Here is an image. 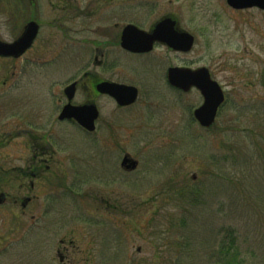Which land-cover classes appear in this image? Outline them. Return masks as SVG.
Here are the masks:
<instances>
[{
  "label": "rangeland",
  "instance_id": "1",
  "mask_svg": "<svg viewBox=\"0 0 264 264\" xmlns=\"http://www.w3.org/2000/svg\"><path fill=\"white\" fill-rule=\"evenodd\" d=\"M119 8L129 12L123 23L173 14L196 36L195 46L182 56L159 49L142 62L122 55L116 78L145 91L140 103L118 117L114 103L103 98L99 129L90 136L57 125L70 140L56 145L67 180L54 195V239L49 241L46 214L52 209L46 204L40 229L25 224L13 235L3 263L61 264L51 247H64L65 239L73 240V264H215L210 253L217 235L234 224L247 264H264V11L235 10L226 0H120ZM61 35L56 33L51 54L64 50ZM76 61L69 52L51 73L44 64L31 66L21 81L27 88L36 68L38 87L63 91L86 65ZM164 61L210 68L226 94L213 128L190 122L201 97L186 94L181 104L172 97L163 81ZM125 153L139 161L136 171L120 166L117 157ZM197 189L199 200L191 194ZM40 194L48 201V192ZM188 235L198 246H167L170 237Z\"/></svg>",
  "mask_w": 264,
  "mask_h": 264
},
{
  "label": "flooded vegetation",
  "instance_id": "2",
  "mask_svg": "<svg viewBox=\"0 0 264 264\" xmlns=\"http://www.w3.org/2000/svg\"><path fill=\"white\" fill-rule=\"evenodd\" d=\"M119 6L120 0H97L93 4L85 0H0V41L6 45L3 54H0V264L5 262L3 254L4 251L7 253L9 240L13 239V235L21 234L25 224L40 229L45 217L41 208L46 204H50L52 209V215L46 214V219H49V241L52 243L54 239V195L57 186L67 175L63 162L56 157V145L70 140L69 135L60 133L57 125L76 127L84 135L90 136L99 129L98 123L103 116L100 110L103 98L114 103L118 117L140 103L145 91H141L136 84L121 82L116 78L122 55L138 61L164 49L182 56L190 53L195 46L196 36L182 27L179 17L164 14L157 19L146 20L139 16L123 23L121 17H126L129 12H122ZM169 19L174 23L176 32H187L194 37L189 51L173 48L159 38H154L149 43L150 49L146 51H131L122 46L123 31L127 26L152 36L158 24ZM32 30L34 33L31 35ZM57 32L62 33L64 41L61 44L64 50L59 55L50 52V48L55 47ZM24 38L27 39L22 40ZM181 44H184L183 41H180ZM69 52H74L76 59L86 65H83L78 78L69 79L63 91H44L38 87L40 69L37 71L36 68L32 69V81L28 78L25 88V82L21 80L31 66L44 64L43 67L51 73L52 66ZM163 64L164 84L172 91V97L176 95L180 104L186 94L196 92L201 97L200 104L191 111L190 122L202 129L213 128L218 115L209 126L202 125L195 116L196 109L204 103L201 91L196 86L185 89L169 82V70L172 68L197 70L205 66L192 67L184 62L169 65L165 61ZM206 68L211 78L216 80L210 68ZM180 82L183 83V79ZM105 84L135 88V100L121 104L114 95L99 90L98 87ZM71 86L72 90L68 91L67 88ZM121 94V99L129 100L130 91H122ZM66 106L95 107L98 115L94 120V129H86L73 117H61ZM118 157L123 170L136 171L139 161L135 157L129 153H125L122 158ZM41 192L49 194L46 203L41 200ZM66 242L61 239L60 244L64 247L56 250L53 243L51 248L54 254H58L61 264H73L71 254L73 256L75 252L70 251L69 246H73V240H69L68 244Z\"/></svg>",
  "mask_w": 264,
  "mask_h": 264
},
{
  "label": "water",
  "instance_id": "3",
  "mask_svg": "<svg viewBox=\"0 0 264 264\" xmlns=\"http://www.w3.org/2000/svg\"><path fill=\"white\" fill-rule=\"evenodd\" d=\"M227 4L234 9L259 8L264 11V0H226ZM34 33L32 30L31 35ZM154 38H159L176 49L189 51L194 43V37L185 32L179 33L174 30L172 20H164L158 24L153 35L136 29L133 26H127L123 31L122 46L131 51H146L150 49V45ZM24 38L22 40H25ZM21 40V41H22ZM31 40V37H30ZM180 41L184 44L180 45ZM16 45V44H15ZM14 45V46H15ZM5 44L0 41V54H3ZM12 47V46H11ZM183 79V83L180 82ZM169 82L174 86L184 87L188 89L191 86H196L204 97V103L196 109L195 116L197 120L204 126H209L214 123L218 115L219 108L225 101L224 91L218 81L211 78L210 72L206 67H201L197 70L172 68L169 70ZM72 86L67 88L72 90ZM99 90L107 91L114 95L121 104L133 102L136 96V89L118 84H105L99 86ZM122 91H130L129 100L121 99ZM98 115V111L93 106H66L61 117H73L82 126L88 130L94 129V120ZM136 165L134 164V167Z\"/></svg>",
  "mask_w": 264,
  "mask_h": 264
},
{
  "label": "trees",
  "instance_id": "4",
  "mask_svg": "<svg viewBox=\"0 0 264 264\" xmlns=\"http://www.w3.org/2000/svg\"><path fill=\"white\" fill-rule=\"evenodd\" d=\"M234 161L237 162V160H232L233 163ZM241 179L239 181H241ZM191 194H193L192 197L196 196L199 200L202 191L198 189L193 190ZM192 197L187 200V203L193 202ZM194 205H196V203ZM217 238L218 239L215 241V247L210 253L211 259L215 264H247L248 259L246 257V251L248 250L244 249V241L242 240L240 230L236 225L232 224L224 228L223 231L220 232V235H217ZM165 240L166 239L161 238V243L159 244L160 247H164ZM197 244L198 241L192 235L184 236L183 239H174L170 237L169 242H167V246L170 250L173 248L191 250L190 248L192 246H198Z\"/></svg>",
  "mask_w": 264,
  "mask_h": 264
}]
</instances>
